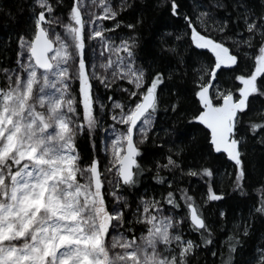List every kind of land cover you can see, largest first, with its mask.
<instances>
[{"label": "snow or ice", "instance_id": "6c2138e0", "mask_svg": "<svg viewBox=\"0 0 264 264\" xmlns=\"http://www.w3.org/2000/svg\"><path fill=\"white\" fill-rule=\"evenodd\" d=\"M0 264H264V0H0Z\"/></svg>", "mask_w": 264, "mask_h": 264}, {"label": "trees", "instance_id": "16d2710c", "mask_svg": "<svg viewBox=\"0 0 264 264\" xmlns=\"http://www.w3.org/2000/svg\"><path fill=\"white\" fill-rule=\"evenodd\" d=\"M101 142H103V134L101 136ZM82 147H84L86 149V145H82Z\"/></svg>", "mask_w": 264, "mask_h": 264}]
</instances>
